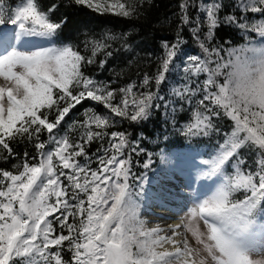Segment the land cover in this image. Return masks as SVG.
<instances>
[{
	"label": "snow or ice",
	"instance_id": "6c2138e0",
	"mask_svg": "<svg viewBox=\"0 0 264 264\" xmlns=\"http://www.w3.org/2000/svg\"><path fill=\"white\" fill-rule=\"evenodd\" d=\"M142 2L72 0L123 18L138 15ZM190 7L202 18L193 20ZM236 7L248 15L221 17L222 0L179 4L180 22L192 25L203 53L187 56L184 83L172 88L179 101L193 105L183 135L216 133L223 138L200 161V178H215L214 187L194 201L186 219L162 228L147 227L141 218L143 184L136 191L134 182L143 176L133 172L132 159L145 152L140 139L108 129L115 118L140 124L154 109L169 108L160 91L177 67L182 36L178 32L176 42H162L155 75L146 73L138 85L115 89L84 71L98 53L112 55L110 44L94 41L90 55L73 45H58L65 21L52 19L56 3L45 10L39 0H22L9 9L7 0H0V26L14 27L10 34L0 29V159L16 158L13 145L24 140L36 151L31 158L25 151L14 171L0 168V264H264V0H237ZM222 24L259 40L239 48L210 47ZM85 100L109 114L89 108L79 124V140L61 135L66 117ZM220 119L229 122V131L218 127ZM76 125L73 121L69 127ZM43 133L47 140H41ZM97 141L100 147L90 154L89 146ZM245 152L252 156L251 165ZM151 163L149 154L142 166L148 169Z\"/></svg>",
	"mask_w": 264,
	"mask_h": 264
},
{
	"label": "trees",
	"instance_id": "16d2710c",
	"mask_svg": "<svg viewBox=\"0 0 264 264\" xmlns=\"http://www.w3.org/2000/svg\"><path fill=\"white\" fill-rule=\"evenodd\" d=\"M200 2L201 0H196L197 4ZM21 3L22 0H7L9 9L17 7ZM39 3L45 10L52 3L58 5L52 19L57 22L65 21L55 41L58 45H73L81 54L90 55L94 41L110 44L107 51H111L112 55L106 56L104 52L98 53L95 58L96 62L87 65L84 71L88 76L109 84L111 88L115 89L125 87L132 82H136L138 85L146 73L150 76L155 75L160 58L164 54L162 42H176L178 32L182 36L184 43L181 46L179 59L175 62L177 67L168 76L167 83L161 86L160 91V95L165 96L169 108L165 109L161 106L159 109H154L150 119L140 124H132L127 120L115 118L117 123L108 129L109 132L123 131L129 133V139H140V146L145 149V152L138 156L132 154L133 172L137 176H143L142 180L134 182L137 185L136 191H141L139 186L143 184V195L139 198L140 203L144 193L149 189V182L155 172L165 166L178 167L177 162L186 159L184 152H191L196 156L200 154L201 156L198 158L200 160L208 159L213 154L218 142L222 141V135L216 133L207 137L183 135V128L189 122L193 105L179 101L172 94L173 87L181 86L184 83L182 79L183 66L187 56L203 55L192 37V25L184 26L180 22L179 4L181 0H143L138 5V15L129 18L111 13L101 14L86 6L75 5L72 0H39ZM222 3L224 8L220 13L221 17L248 15V13L238 11L237 0H222ZM188 14L193 20L198 16L201 18L203 16L196 7H190ZM255 18V15L251 17V19ZM9 26L12 25L9 24L7 27ZM206 31L207 29L202 27V32ZM109 36L115 37V39H107ZM201 38L203 39V36ZM250 40L256 42L259 37L255 34H249L235 25L222 24L215 30L214 38L209 46L223 45L225 49L239 48L247 45ZM224 54L226 55V53ZM101 60L106 61L103 67L100 66ZM152 90H155L154 84ZM139 91H144V89H139ZM163 103L161 102L162 105ZM173 107L176 109L175 112L171 111ZM89 108L100 114H109L102 105L85 100L66 117L60 134L66 133L70 139L79 140L82 132L79 124L86 118L85 112ZM73 121L77 122V125L70 128L69 126L73 124ZM217 124L222 132L230 130L229 122L225 119L218 120ZM41 140H47V133L41 135ZM100 143V141L93 142L88 148L89 153H96ZM13 147L18 156L7 161L0 159V168L14 171L12 166L21 162L25 151L29 153V158L36 156L34 145L30 141L24 140L14 143ZM149 154L152 163L150 168L145 169L142 165L149 159ZM162 156L164 157L163 160L161 159ZM244 158L249 165L252 164L251 154L245 152ZM80 159L83 162V158ZM92 161L91 167L95 168L94 156ZM226 171L231 172L232 169L226 168ZM236 197L240 198V194H236Z\"/></svg>",
	"mask_w": 264,
	"mask_h": 264
},
{
	"label": "rangeland",
	"instance_id": "374dc122",
	"mask_svg": "<svg viewBox=\"0 0 264 264\" xmlns=\"http://www.w3.org/2000/svg\"><path fill=\"white\" fill-rule=\"evenodd\" d=\"M2 31L3 33L10 34L14 31V27L11 26L7 29H2ZM33 42L36 44L45 43L43 40H34ZM2 82V78H0V83ZM183 154L186 159L178 161V167H163L162 169L155 172L154 176L149 182V189L146 193H144V197L141 204V218L146 222L147 227H154L156 225H160L162 228L165 227L162 222L167 220L157 221L156 219H160L162 217H169L170 215H174L173 217H181L180 220L186 219L185 214L188 212V209L192 207L194 201L198 197L203 198L205 194H209L210 190L214 187V184L216 183L215 178H213V180H206L200 178L203 170V166L200 164L201 160L198 159L201 156L200 154H198V156L192 154L191 152H184ZM164 178H172L175 180L178 179L177 181H179V184H183L186 186L183 188L180 187L181 189L178 190V192L176 193V196L179 198H181L183 195H190L189 205L186 208H182V201L179 202L176 196V200L168 197V192L170 191L168 189H165L164 185L160 184L163 182ZM161 201H164L166 203L168 202L165 205L166 207H163V205L160 204V207L156 206L153 210L157 212L158 210L161 211L163 209L162 213L167 212L165 216H161L158 214H150L153 212L151 211L149 213V211H147L150 208V206H148L149 204H152V202L154 204L156 202L161 203ZM201 230H204V226L202 224ZM187 235L188 238L191 239L190 234Z\"/></svg>",
	"mask_w": 264,
	"mask_h": 264
},
{
	"label": "bare ground",
	"instance_id": "6f19581e",
	"mask_svg": "<svg viewBox=\"0 0 264 264\" xmlns=\"http://www.w3.org/2000/svg\"><path fill=\"white\" fill-rule=\"evenodd\" d=\"M178 180V179H177ZM177 180H175V179H172V178H164L163 179V182L162 183H160L161 185H164V187H165V189H168L170 192H168V197L169 198H173V199H175L176 200V198H175V196H176V193L178 192V190H180L181 188H183V187H186L185 185H183V184H179V181H177ZM165 182H167V183H165ZM181 187V188H180ZM182 190H184V189H182ZM186 194V193H185ZM189 194H187V195H183L181 198H183V201L181 202L182 203V208L184 209V208H186L188 205H189V201H190V199H189ZM179 201V200H178ZM168 203V202H167ZM166 202H164V201H161V203H159V202H156L155 203V205L156 206H158V207H160V204H162L163 205V207L167 204ZM151 204H149L148 206H150ZM155 206V207H156ZM166 207V206H165ZM162 208V207H161ZM165 210V209H164ZM150 212H151V210H149ZM157 212H162V210L161 211H157ZM163 214H167V212L166 213H164L163 212ZM164 215V216H165ZM169 216V215H168ZM174 215H170L169 217H162V218H160V219H156L157 221H163V220H167V221H163L162 223H163V225L165 226V227H163V228H167V226L168 225H170V224H176V223H180L181 222V220H180V218L181 217H173ZM161 224V223H160ZM182 231V230H181Z\"/></svg>",
	"mask_w": 264,
	"mask_h": 264
}]
</instances>
